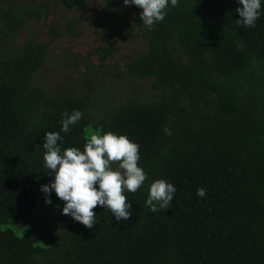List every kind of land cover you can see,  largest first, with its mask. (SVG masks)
<instances>
[{"label": "trees", "instance_id": "1", "mask_svg": "<svg viewBox=\"0 0 264 264\" xmlns=\"http://www.w3.org/2000/svg\"><path fill=\"white\" fill-rule=\"evenodd\" d=\"M48 1L0 5V43L28 22L47 19ZM102 1L108 35L145 43L119 71L148 80L152 93L94 118L87 94L54 95L34 81L46 43L31 37L1 46L0 264H264V5L255 27L244 29L236 24V0H179L148 31L141 9L135 6V28L123 16V0ZM63 5L78 15L85 6L84 0ZM78 15L60 30L50 24L53 38L79 25ZM115 52L98 48L99 64ZM73 109L84 116L60 133L62 150H83L89 125L139 145L138 166L148 180L124 193L132 204L128 221L117 223L97 206L88 229L61 214L64 202L54 192L51 203L42 200L40 186L53 179L43 167L44 133L59 132L61 113ZM157 179L177 191L168 209L153 213L144 201ZM48 206L58 212L50 222L37 217Z\"/></svg>", "mask_w": 264, "mask_h": 264}, {"label": "clouds", "instance_id": "2", "mask_svg": "<svg viewBox=\"0 0 264 264\" xmlns=\"http://www.w3.org/2000/svg\"><path fill=\"white\" fill-rule=\"evenodd\" d=\"M178 3L179 0H123L124 6L141 9L139 18L148 31L163 21L167 11ZM236 3L240 5L235 9L239 17L237 26L244 29L255 27L264 0H236ZM61 116L59 132H45L42 143L45 150L43 167L50 170L53 176L39 189L45 194V203H51L48 194L54 192L64 202L61 214L70 216L88 229L95 224L96 214L92 210L97 206L109 210L117 223L128 221L132 215V204L124 193H135L148 180L147 173L138 166L139 145L124 135L110 131L101 134L97 129L89 131L83 150L76 147L62 150L63 137L60 133L70 132L84 114L73 109L71 113H61ZM163 131L171 135L167 127ZM114 162L117 164L115 168ZM176 191L172 183L157 179L148 186L145 206L153 213L168 209ZM205 194L204 188L196 190L197 197H204Z\"/></svg>", "mask_w": 264, "mask_h": 264}, {"label": "rangeland", "instance_id": "3", "mask_svg": "<svg viewBox=\"0 0 264 264\" xmlns=\"http://www.w3.org/2000/svg\"><path fill=\"white\" fill-rule=\"evenodd\" d=\"M38 1L41 0H0V5H30ZM63 1L49 0L50 15L47 19L28 22L12 38L10 37L11 39H5L4 43H0V48L13 43L21 44L31 37L38 42L46 43V59L35 73L34 81L54 95L87 94L90 101L94 102L93 111L91 109L94 118H97L101 109L116 106L131 97L150 95L152 91L148 80H140L118 69L119 64L145 51L144 41L138 37L132 42H123L108 35L105 23L106 7L102 0H84V10L79 15L74 11H68ZM122 13L124 18L137 28L135 6L123 5ZM76 15L82 18L81 23L69 33L54 39L49 25L53 24L60 30L72 16ZM74 32L76 35L72 34ZM1 36L3 31L0 27ZM107 45L113 46L116 52L103 64H99L96 51ZM91 128L89 125L86 128L87 132ZM113 167H117L115 162ZM57 216L58 212L51 206L37 212V217H46L48 222Z\"/></svg>", "mask_w": 264, "mask_h": 264}]
</instances>
